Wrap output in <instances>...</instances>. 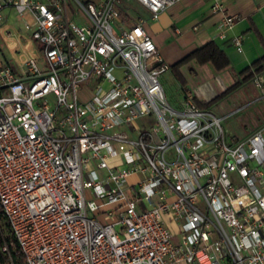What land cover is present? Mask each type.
Returning a JSON list of instances; mask_svg holds the SVG:
<instances>
[{"label": "built area", "instance_id": "2783aa9c", "mask_svg": "<svg viewBox=\"0 0 264 264\" xmlns=\"http://www.w3.org/2000/svg\"><path fill=\"white\" fill-rule=\"evenodd\" d=\"M123 1L155 21L180 0ZM203 1L224 40L237 18ZM118 4L0 0V23L14 11L41 46L15 52L17 74L0 62L10 247L23 264H264V121L236 138L190 92L169 106L168 66L139 22L121 24ZM242 43L229 39L236 54ZM251 84L261 91V77Z\"/></svg>", "mask_w": 264, "mask_h": 264}, {"label": "crops", "instance_id": "0c3cea01", "mask_svg": "<svg viewBox=\"0 0 264 264\" xmlns=\"http://www.w3.org/2000/svg\"><path fill=\"white\" fill-rule=\"evenodd\" d=\"M138 6L141 7L140 5ZM222 6L223 15L234 16L237 18V20L234 21L233 28L231 31L225 33V39L222 41L216 39L218 34L217 27L222 15L212 13L210 11L209 2L203 0H180L170 8L161 12L155 21H151L147 11L141 7L147 16L144 18H138L137 22L141 24L144 31L150 36L162 62L168 66V71L165 73H170L174 80L176 79L174 78L173 72L170 70V66L178 62L195 48H198L207 42H216L229 61L228 68L220 72H214L208 64L198 66L193 62L186 63L180 67L177 71L183 82L180 84L182 98L185 92H190L191 94L189 89H182L189 78L195 80L199 77L210 76L212 78H217L220 76L225 84V90L239 79L237 74L241 70L249 67L264 54V0H223ZM7 18L8 15L5 14V18L3 22L0 23V26L6 23ZM146 22L152 24L156 23L155 35H151L148 29L145 28ZM235 35H240L243 38L241 54H236L229 44L230 37ZM10 36L11 34L7 26L4 25L3 28H0V40L9 51L18 71V66H20L22 59L19 58L15 52L23 51L25 56L28 57L34 55L35 48L30 44H25L22 46L23 49L21 48V50L20 47L16 46L10 39ZM233 53L237 56L240 55V57L234 56L232 62L230 54ZM231 69L235 70V74L233 73L234 77L230 76ZM161 75L159 76V83ZM254 77H261L262 79L261 91H256L250 81L248 84L252 87L253 99H250L249 95L242 89L241 104L232 112L237 113L257 106L253 109L251 114L247 115V117L242 120L244 130L246 131L242 137L257 129L264 121V107L258 100L259 94L264 93V73ZM241 87L235 91H239ZM193 99L197 102H208L205 100H198L195 97H193ZM245 100H247V102H244ZM179 103H177L176 107H178ZM210 108H213V106ZM210 108L208 111H210ZM219 112L214 115L222 119V121H225L227 117L232 114L229 113L226 115ZM170 225L174 227L171 223H168L167 227Z\"/></svg>", "mask_w": 264, "mask_h": 264}, {"label": "rangeland", "instance_id": "374dc122", "mask_svg": "<svg viewBox=\"0 0 264 264\" xmlns=\"http://www.w3.org/2000/svg\"><path fill=\"white\" fill-rule=\"evenodd\" d=\"M6 11L5 14L8 15V18L6 23H4V25L8 27L9 32L11 34L10 39L14 42V44L20 47V49L25 44H30L35 49H39L41 46L36 42L32 41L30 37V32L25 30L24 21H22L14 11L12 10H6ZM118 11L120 14L119 21H121V24L124 27H128L133 24H136L138 18H144L147 16L145 11H143V9L139 7L137 4H135L134 2H127L123 0H119ZM24 20L28 22L29 19L26 17ZM81 23L82 22L80 19L78 20V22H76V24H81ZM145 24H146L145 28L148 29L149 33L151 35H155L156 23L152 24L146 22ZM4 25H1L0 28H3ZM230 56L232 62L234 56L240 57V55L237 56L234 53L230 54ZM0 62L9 65L11 69L17 74V69L16 66L14 65V61L11 58L9 51L1 42V40H0ZM233 69L230 70L231 71L230 76L232 77H234L235 74V70ZM160 84L163 90V95L166 103L171 107H176L177 103H179L182 98L180 83L174 80L173 77L170 75V73H165L160 77ZM224 88H225V84L220 76H218L217 78L206 76L202 78L199 77L195 80L189 78V80H187V82L184 84L182 89H189L191 91L192 97H195L198 100L209 101L218 93L222 92ZM82 89L83 91L79 93L80 100L83 101L88 100V87L82 86ZM242 89L249 95L250 99H253L252 87L249 84H246L243 87H241L239 91L237 90L231 93L228 97L216 103L215 106H213V108H210V111L215 115L219 111H220L219 113L226 115L232 113L235 110V108L241 104ZM244 102H247V100H245ZM255 107H251L244 111H239L237 113H232L227 117L225 121H221V126L225 131V133L229 136L233 135L236 138L242 137L244 133H246L242 124L243 123L242 120L243 118L247 117V115L251 114V112ZM58 119L60 118L58 117ZM168 229L172 237L176 239L177 237L175 233V227L170 225Z\"/></svg>", "mask_w": 264, "mask_h": 264}, {"label": "trees", "instance_id": "16d2710c", "mask_svg": "<svg viewBox=\"0 0 264 264\" xmlns=\"http://www.w3.org/2000/svg\"><path fill=\"white\" fill-rule=\"evenodd\" d=\"M189 62H193L198 66L208 64L214 72H220L229 66V61L219 45L214 41L207 42L204 45L195 48L178 62L170 66V70L173 72L174 78L180 84L183 82L177 70ZM263 73L264 54L254 61L249 67L241 70L237 74L239 79L212 100L208 102H197L193 99V102L199 109L208 110L222 99L228 97L239 87L244 84H248L254 76H258ZM12 240L13 239L8 226L0 212V249L6 248L5 253H0V264H23V259L20 253L17 250L12 249L9 245Z\"/></svg>", "mask_w": 264, "mask_h": 264}]
</instances>
